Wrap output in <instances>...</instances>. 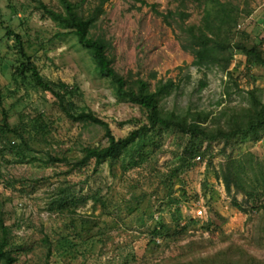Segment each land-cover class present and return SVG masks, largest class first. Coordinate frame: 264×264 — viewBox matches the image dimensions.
Segmentation results:
<instances>
[{
  "label": "rangeland",
  "instance_id": "374dc122",
  "mask_svg": "<svg viewBox=\"0 0 264 264\" xmlns=\"http://www.w3.org/2000/svg\"><path fill=\"white\" fill-rule=\"evenodd\" d=\"M43 1L59 9L57 0ZM179 1L110 0L92 34L110 43L113 67L127 79L131 74L153 87L158 80L170 79L179 85L162 101L164 109L202 112L208 115L205 125L218 123L225 127L233 110L250 105V92L255 91L264 104V67L247 70L245 59L238 55L227 71L220 66H195L193 56L181 47L175 18L169 17L168 24L164 16L181 9L189 15L187 24H198L204 5L195 0H186L183 5ZM221 1L230 2L239 11V24L230 37L232 43L260 44L264 50V0ZM96 2L85 0V14ZM35 5L34 0H0V88L6 96L3 106L11 115V124L17 123L21 114L45 113L52 133L33 143L37 157L46 160L50 154L76 160L82 157L84 146L107 144L104 131L72 123L54 107L49 93L17 90L8 67L18 58L17 47L13 37L5 35V27L23 38L26 52L38 58L44 77L77 87L80 92L75 104L95 112L117 138L135 129L136 123L127 121L141 123L143 114L137 105L115 96L109 81L96 72L91 57L75 37L65 35L66 31L37 11ZM232 50L230 54L235 55ZM261 138L255 144L240 141L229 147L215 142L204 159H194L189 170L183 168L172 176L171 183L165 180L181 167L179 160L186 142L171 131L159 133L154 138L157 146L147 148L150 162L145 170L129 175H122L118 165L111 171L107 163L94 175L93 165L87 173H68L70 166L66 164H21L5 151L6 156L0 154V207L2 204L5 224L10 228L15 264H166L215 252L231 242L264 257V247L258 246L259 218L252 215L255 222H248V215L231 205L232 197L218 178L221 165L232 152H252L264 162V131ZM6 142L0 139V149ZM204 186L210 200L203 195ZM60 190L83 198L99 192L107 205L102 207L89 199L63 212L56 203ZM184 191L186 197H182ZM170 198L182 200L179 212L173 207L162 215L165 227L160 226L161 231L167 233L170 228L171 235L151 243L149 231L158 226V206L169 203ZM237 199L241 202L243 196L239 194ZM199 210L202 215H198ZM178 217L183 220L181 226L184 220L198 223L181 233L175 220ZM207 224H211L210 231L205 230Z\"/></svg>",
  "mask_w": 264,
  "mask_h": 264
},
{
  "label": "trees",
  "instance_id": "16d2710c",
  "mask_svg": "<svg viewBox=\"0 0 264 264\" xmlns=\"http://www.w3.org/2000/svg\"><path fill=\"white\" fill-rule=\"evenodd\" d=\"M35 9L41 12L57 24L59 28L66 31L65 35H73L78 44L82 46L94 64L96 72L107 79L110 86L119 100H124L137 105L142 114L143 121L129 120L126 123H136L134 130L126 136L117 138L110 125L99 118L95 112L86 108H79L74 99L79 94V89L62 81H51L41 74L38 66V58L28 55L25 50V42L19 34H16L10 27H5L6 36L13 37L18 58L12 64L10 80L17 87V90L41 91L49 93L54 98L53 105L65 118L72 123L85 126L99 127L104 131L107 140L106 145H87L83 148V155L76 160H69L66 157H56L50 154L46 160L37 157L33 147L34 142L45 139L52 133L51 122L46 118L45 113H36L28 116L21 114L18 122L11 124L10 113L3 106L6 96L0 88V139L7 141L0 149L4 157L5 151L16 157L17 163L29 164L42 161L49 167L59 164L69 165L68 173L85 172L92 167L91 174L94 175L105 163L111 171L118 165L122 175H129L130 172H143L145 165L150 161L146 155L147 148L157 146L154 138L163 131H171L179 134L185 144L180 155L181 167L177 168L165 182L171 183L172 176L181 172V169L189 170L191 163L196 158H205L215 142L224 143L225 147L235 142L257 143L261 140V133L264 131V104L255 91L250 92V105L232 111V118L227 126L205 125L208 115L202 112L178 113L175 110H166L162 101L168 98L179 88L172 79L158 80L154 87L144 78L128 79L119 74L113 67V61L109 56L110 43L103 37L95 36L92 30L96 27L100 17L104 14V6L110 0H97L96 6L85 14V0L76 2L73 0H57L59 9H55L43 0H34ZM128 1V0H123ZM186 0H180L183 5ZM203 2V16L198 24H187L189 15L179 9L169 12L164 16L166 23L173 17L180 30L181 47L193 56V64L198 68L220 66L226 70L234 63L237 55L243 57L247 70L256 66L264 67V50L260 44L248 45L244 42L232 43L230 37L236 29L239 11L230 2L221 0H195ZM162 15V14H161ZM3 23V22H2ZM246 38L247 34H242ZM231 49V50H230ZM232 49L235 55H231ZM155 78V76H154ZM206 147L204 148V145ZM151 175V174H149ZM218 178L224 184L225 190L232 197L231 205L239 211L248 215V222H255L252 215L259 218L258 224V246L264 247V162L260 161L252 152H232L226 157L221 165ZM140 183V182H138ZM137 183V184H138ZM241 194L243 200L240 202L237 195ZM203 195L210 200L205 186ZM184 191L182 197H186ZM56 203L60 211H68L73 205H79L91 199L94 203L105 207V203L99 192L85 198L73 193H65L60 190L56 195ZM197 198V196H196ZM182 200L170 198L169 203H160L158 206V226L149 231L151 243L156 238L165 239L169 237L170 228L163 233L164 228L162 215L175 207L179 212V205ZM0 207V264H15L17 258L13 255L10 241V228L5 224ZM70 213L75 214V211ZM170 213V212H168ZM176 223L181 227V233L187 232L191 227L197 225L198 220H183L176 218ZM210 225L205 226L210 231ZM161 226V228H160ZM254 233V229H252ZM180 233V232H179ZM171 235V234H170ZM254 238V234H251ZM250 237V238H251ZM251 238V239H252ZM52 246H49V252ZM166 264H264V257H258L240 244L231 242L229 245L212 253H206L185 261L175 260Z\"/></svg>",
  "mask_w": 264,
  "mask_h": 264
},
{
  "label": "built area",
  "instance_id": "2783aa9c",
  "mask_svg": "<svg viewBox=\"0 0 264 264\" xmlns=\"http://www.w3.org/2000/svg\"><path fill=\"white\" fill-rule=\"evenodd\" d=\"M203 211L202 210H199L198 211V215H202Z\"/></svg>",
  "mask_w": 264,
  "mask_h": 264
}]
</instances>
